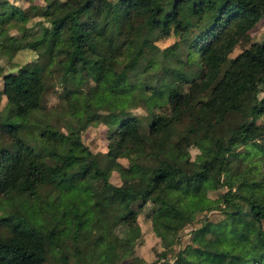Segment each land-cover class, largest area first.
<instances>
[{"label":"trees","instance_id":"16d2710c","mask_svg":"<svg viewBox=\"0 0 264 264\" xmlns=\"http://www.w3.org/2000/svg\"><path fill=\"white\" fill-rule=\"evenodd\" d=\"M261 17L264 0H0V60L50 41L16 72L0 64V264H41L67 236L75 264H144L130 230L142 211L168 264H264V36L230 54ZM171 31L177 41L159 47ZM96 39L118 75L86 66ZM56 75L63 103L50 109ZM93 122L106 125L105 150L81 136ZM220 185L216 202L207 191ZM213 204L221 216L181 244L191 215Z\"/></svg>","mask_w":264,"mask_h":264},{"label":"rangeland","instance_id":"374dc122","mask_svg":"<svg viewBox=\"0 0 264 264\" xmlns=\"http://www.w3.org/2000/svg\"><path fill=\"white\" fill-rule=\"evenodd\" d=\"M15 3H20L22 6H26L29 1L31 0H11ZM35 3H44L45 0H33ZM204 21V20H203ZM201 23V26H209V22H203ZM198 29H189L183 32L182 34V40H190L192 39L197 33ZM264 36V17H261L248 31V36L246 39H241L240 42L233 48L231 55L236 54L239 52L242 47L248 45L253 40L261 39ZM179 38V35L176 33H173L172 31L169 32V34L165 36H160L157 38L156 43L159 45V47H167L168 45H171L177 39ZM50 41L48 38L43 39L42 43L40 45H37L36 48L25 46L19 50L15 54H13L11 57H5L2 56L0 60V64L3 66V70L5 72H16L18 71L23 64H25L27 61H30L32 59H35L39 52L42 50H45V48L49 47ZM90 49L86 52V66L93 70L97 67H99L101 64L106 63L110 65L111 68V74L113 76L118 75L123 70V64L119 62L116 58L112 57L111 51L108 47V45L103 41L102 39H96L92 44L89 45ZM260 76L255 77V82L257 84L260 83ZM48 86L46 93L43 97V103L46 108H56L60 104L63 103V95L61 94L63 92V88L65 86L64 82L61 80L60 75L53 76V78L48 80ZM0 87H1V79H0ZM262 92H260L259 95H261ZM5 102V97L2 95V98L0 100V108L3 107ZM251 102L250 100L244 101V110L245 115L246 112L250 106ZM135 112L138 114L145 115L147 113V108L141 103L135 108ZM244 115V118H245ZM63 117H67V120L69 119L68 113H65ZM260 120V117H259ZM59 127H62V129H66V126L64 125V122H59ZM81 136L83 140L87 143V145L93 150H105L106 149V125L100 122H93L86 125L82 131ZM192 152H194V149H192ZM120 161L123 163H126L125 157H120ZM205 178L209 185L213 186L216 184V170L210 169L205 172ZM110 180L114 183H120L121 179L119 176V173L115 170H113L110 174ZM226 189L225 185H220L215 188H209L207 191V195L210 198L216 197V202H219L220 200L217 198L218 194L221 191H224ZM163 187L157 186L156 187V194H161L163 192ZM215 203V201H214ZM218 204V203H217ZM213 204L214 208L211 210H203L201 212H198L196 215L192 214L189 222L183 227L181 230V244L189 241V231L190 229L200 225L203 217L205 215L212 220L218 219L221 216L220 211L218 210V205ZM221 204V203H220ZM49 219L48 215H44V220L46 221ZM263 229H264V222H263ZM130 230L132 233H142V240H140L136 244V253L141 255L143 259L145 260L144 264H168L166 263L165 259L160 257L159 253L163 250V247L160 244L159 237L153 232L151 227V222L145 217L144 212H140L138 214L137 220L133 223V225L130 226ZM75 243L72 238V236L63 237L59 240L58 246L53 247L51 249V253L53 256L46 259L43 256L41 257V264H75L76 260L72 257V252L74 251ZM178 248V245H175L174 250ZM173 250V252H174ZM64 256H67L69 259L67 263H65L62 258ZM158 257V258H157Z\"/></svg>","mask_w":264,"mask_h":264}]
</instances>
